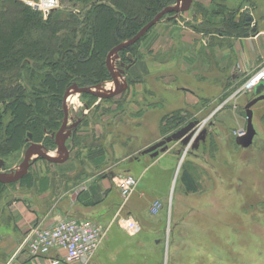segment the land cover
<instances>
[{
	"label": "rangeland",
	"instance_id": "1",
	"mask_svg": "<svg viewBox=\"0 0 264 264\" xmlns=\"http://www.w3.org/2000/svg\"><path fill=\"white\" fill-rule=\"evenodd\" d=\"M22 1L27 4L29 0ZM31 1L40 3V0ZM240 1L203 0L200 5L205 10L204 17L209 14L218 18L223 17L225 21L231 20L230 11L236 13ZM73 2L52 0L50 4L41 3L39 12L42 19L53 13L52 20L64 21L60 26L49 22L38 25L32 19L37 24L34 30L44 35L54 30L58 38L72 37L74 34L77 42L75 47L80 49L81 43L78 41L86 37L89 26L88 22L84 23V20L81 22L84 16L76 17L79 20L76 26L72 22H65L70 14H79L83 11L79 1L76 5ZM105 3L111 5L108 0H105ZM251 3L253 5L251 13L259 22L257 30L264 29V0H251ZM49 5L56 7L46 11ZM9 7L4 18H0V29L4 36H8L9 39L14 37L17 41L24 35L25 29L29 26L27 21L30 19L21 10ZM209 8H213L214 12L209 13ZM116 9L126 14L123 7ZM186 12L189 13L190 8ZM185 14L166 13L159 21L167 17L179 18L181 23L179 26L184 29L190 28L187 26L189 22L191 23L190 19L182 21L188 16ZM88 15L92 17L93 13L90 12ZM117 20L113 15L110 22ZM171 27L172 25L161 32L153 51L142 49L143 37L136 42L134 49L137 66L141 69L139 62H145L147 67H144L148 72L138 79L137 84L131 83L129 86L130 82L127 79L129 69L126 70L119 78L121 85L125 83L126 88L121 91L120 97H117L118 102L85 97L78 93L74 103L67 102L69 122L83 115V118L86 117L83 121L87 124L79 128L83 130L81 135L83 143L79 144L80 140L78 141V149L75 146L71 149L69 138L66 140V146L70 154L74 153L75 163L80 162L81 166L86 164L80 161L82 154L85 155L91 146L94 148L101 146L109 159L104 163L106 169L116 171L119 169L120 173L137 178V185L125 201L123 209L118 210L112 220L117 223L118 217H131L137 221L141 231L149 233L150 247L154 245L153 240L156 237L160 238V241L162 238L155 246L164 245L165 248L167 246L163 251V258L161 257L163 264H264V99L251 107L255 134L251 144L243 147L238 138L246 129L244 106L256 94L252 89H241L251 79L247 78L250 74L245 78H229L235 61L234 55L231 54L234 48L242 49L248 46L251 54L253 50H250L249 41L238 39L236 36H227L219 41L218 38L214 39L217 34L213 32L198 29L201 32L188 34L174 26ZM105 28L108 45L114 39V35L110 25L104 23L103 29ZM227 30L236 31L230 27H227ZM11 32L15 34L13 37L10 35ZM37 32L34 35L37 36ZM230 46L232 49L227 54V48ZM259 46L264 49V42L259 43ZM189 51L192 54L194 52L195 56L191 63L186 60ZM219 51L226 54V62L229 64L227 70L221 68V62H216ZM121 57L118 54L113 58L115 71L118 69V62L122 61L125 64L129 62H126L127 59L122 60ZM30 60L31 69L36 62ZM261 65L262 62L259 67ZM255 68L254 66L250 68L251 74ZM18 79L25 88V93L40 89L37 96L45 99L43 109H46L47 105L51 107L52 95L45 87H39L38 83L33 86L30 73L22 70ZM112 89L114 84L111 78L99 83V87L96 88L101 92ZM261 94H264V89ZM26 100L30 101L27 98ZM40 103L38 101L33 104L36 107ZM84 104L90 106L86 108ZM141 106H151L152 109L139 117L135 111ZM5 108V104L1 102L0 110ZM89 108L86 116L85 111ZM38 109L39 107H36V110ZM171 114L174 115V119L180 120L179 125L170 123ZM11 118L10 110L6 109L1 128ZM164 118L167 120L163 122ZM190 123H193V126L181 137L165 141L150 153L145 155L141 153L149 143L157 139L162 142ZM187 134H190V137L183 143L182 139ZM196 138L199 139L194 146ZM52 142L54 146L45 147L46 150L56 157L63 156L56 148L54 137ZM26 148L21 146L6 154L1 171L7 174L17 172ZM153 151L158 152L157 156L160 154L162 156V153L164 155L158 162L151 164L154 158L149 154ZM123 154L126 159L119 160ZM51 164L53 163L44 159H34L27 172L30 170L29 172L33 174V170L36 171L37 168L48 170L54 167ZM183 167H186L199 183L196 192L187 193L180 184L179 176ZM7 194V190L2 188L0 207L3 204L2 198ZM117 195L116 202L120 203L119 194ZM156 201L160 205L158 213L152 209V204ZM103 225L108 227L110 224ZM169 247L171 255L168 253ZM135 260L134 258V263ZM144 264L158 263L156 258L149 256L146 257Z\"/></svg>",
	"mask_w": 264,
	"mask_h": 264
},
{
	"label": "trees",
	"instance_id": "2",
	"mask_svg": "<svg viewBox=\"0 0 264 264\" xmlns=\"http://www.w3.org/2000/svg\"><path fill=\"white\" fill-rule=\"evenodd\" d=\"M70 1H74V5L79 1L83 11L79 12V14H70L69 18L65 19V22H72L73 25L76 26L79 24V20L76 17L84 16L81 22L84 20V23L88 22L87 24L89 26L86 37L78 41L81 43L80 49L75 47L77 46V42L75 41L74 34L72 37L64 36L58 38L54 30L47 32V35L34 30L37 24L42 25L46 24V22L60 26L64 19L59 20V22H56L55 19L52 20L53 13L46 19H42L39 10L33 9L22 0H0V18H4L8 6H10L17 10H21L23 13L27 14L30 19L27 21L29 26L25 29L24 35L19 37L17 41L13 37L15 35L14 32L10 33L13 38L9 39L8 36H4L5 34L0 29V103L3 102V104H5V110L9 109L12 116L10 121L1 128L5 110H0V159L3 161H5L4 156L10 153L11 150L21 148V146H23V148L27 147L30 142H41L44 148L48 146L53 147L54 144L51 134H53L55 130L57 131L63 118L62 97L65 90L72 84H76L79 87H93L110 79V74L105 64L107 52L115 45L130 39L158 12L175 3V0H108L111 2V5H107L105 0ZM193 6L194 9L200 12L204 17V8L197 2L193 3ZM120 7L125 9L126 14L124 12L120 13L119 9H116ZM90 12L93 13L92 17L88 15ZM208 12H214V9L209 8ZM230 14L231 20L225 21L223 17L218 18L208 14L203 18L202 23L222 25V36L238 37L243 35L244 29L242 27V21L236 20L235 12L231 11ZM113 15L116 16L118 20L110 22ZM32 19L35 20L37 24L33 22ZM104 23L110 25L111 32L114 35V39L110 41L108 45H106L105 37L107 29H103ZM227 27L235 29L236 31L228 32V30L226 31ZM54 28H56V26ZM204 31L219 35L218 30ZM36 32L38 33L37 36L34 35ZM102 34H104V36ZM217 38V36H214L215 40ZM154 39L155 36L149 37L148 43H151ZM223 39L224 37L219 41ZM136 42L119 51L118 54L122 56V60L127 59L126 55L128 53L131 54L133 59L136 57L134 49ZM146 46L148 47V45ZM30 59L36 62V64L32 65L33 67L31 69L29 68ZM128 61L127 59L126 62ZM137 65L138 63L132 65L129 70L130 75L127 79H129L128 82L130 83L131 77L139 79L147 74L144 62H139V65L142 67L141 69L138 68ZM22 70L30 73L33 86H36L38 83L39 87H45L52 95V100L50 102L51 107L47 105L46 109L42 108L45 99L38 98L37 92H39L40 89L38 90L36 88V92L25 93V88L18 82V76ZM33 82L36 83L34 84ZM81 95L85 97H95L87 93H82ZM26 98L30 101L28 102ZM110 100L116 103L113 98L104 99V101ZM38 101L41 103L39 106H36L39 107V109L36 110L33 103ZM87 106L89 107L90 105L87 104ZM173 119L174 115L171 116L170 123L174 125H179V123H181L179 119ZM83 120H86V117L81 118L79 125L73 130L71 138L69 139L72 145L71 149H73L74 146L78 149L79 140V144L83 143L81 139L83 130L79 129L82 125L87 124L86 121ZM166 120L167 119L164 118L163 122ZM28 133L31 134L29 141H27ZM85 156L89 159L88 161L95 166H99L105 161V151L101 146H96V148L91 146V148H88ZM41 159L40 157L36 158V160ZM73 168L74 167L71 166V169ZM33 181L32 174L28 171L18 183L22 186H31L34 183ZM179 182L187 193H193L199 189V183L186 167L182 168ZM3 186L4 184L0 182V193ZM47 187L48 177L46 176L43 177L40 182V189L45 190ZM91 192L93 193L92 195L85 193L82 198V201H86V204L91 203L88 202V197L97 198V190L92 188ZM95 203L96 202H93L91 205Z\"/></svg>",
	"mask_w": 264,
	"mask_h": 264
},
{
	"label": "crops",
	"instance_id": "3",
	"mask_svg": "<svg viewBox=\"0 0 264 264\" xmlns=\"http://www.w3.org/2000/svg\"><path fill=\"white\" fill-rule=\"evenodd\" d=\"M195 2L200 4L203 3V0H192L190 12H185V15L188 16L182 20L190 19L191 23L189 22L187 24L190 28L186 27L184 29L179 26L181 25L179 18H165V20L157 22L144 35L142 38V49L153 51L152 49L156 47L161 32L171 25L172 27L174 26L180 29L182 32L196 34L199 30L194 26L198 20L192 15L195 12L193 10V3ZM257 23L259 24L258 21ZM150 35L155 36V39L151 43H148V39L151 37ZM216 36L220 39L226 37L221 35ZM238 39L249 41L250 50H253V54L249 52L248 46L242 49L234 48L231 54L234 55L235 61L229 76L232 79L245 78L251 74L250 68L252 66L257 68L264 59V49L262 46H259V43L264 42V29L259 28L254 34L239 36ZM252 47L254 48L252 49ZM231 49V46L227 48V54L230 53ZM217 55L216 62H221V68L227 70L229 64L226 62V54L219 51ZM194 58V52L192 54L189 51L186 60L191 63ZM136 62L137 57H135L132 65L136 64ZM144 66L147 67L145 62ZM145 70L148 72L147 68ZM234 70L238 74L236 72L234 73ZM131 83L134 85L137 84L138 79L131 77ZM131 83H129V86ZM120 95L121 92L112 97L115 102L119 101L117 97H120ZM151 109V106H141L135 112L139 114V117H142ZM89 111L90 108L85 111L86 116ZM158 140L149 143L142 149L141 153L147 147L158 142ZM154 152L156 151L149 154L150 157L154 158L150 162L151 164L158 162L164 155V153H162V156H160L161 154L158 156L157 154L153 155ZM73 154L69 153L68 159L61 163L51 164L54 167L48 170L44 168L42 170L39 168L36 171L33 170L32 177L34 183L31 186L19 185L17 181L6 183L2 187L7 190L8 194L2 198L3 204L0 207V264H4L13 254H16V264H66L63 260V252L61 250H50L48 253L35 258L29 256L25 249L17 252L19 245L30 228L37 224L44 227L50 226L53 223V219L62 216L90 217L102 225L110 224L108 225L110 231L108 230L107 236L93 258L97 264H144L146 257L149 256L156 258L158 264H163L161 257L163 258V251H165L167 246L165 245L166 248L164 245L155 246L158 242L162 241V238L160 241V238L156 237L153 240L154 245L150 247V243L148 244L150 241L149 233L141 231V227L137 221L139 229L135 233L124 230L113 221L115 214L120 208V203L116 202L118 192L113 183V178L122 174L120 170H108L104 167V163L109 160L106 155L103 164L95 166L82 154L80 161H84L86 164L81 166L80 162L75 163V156ZM142 154L145 155L146 153ZM118 159L124 161L126 157L123 154ZM71 166L74 168L71 169ZM81 167L83 168L81 169ZM46 176L48 177V187L45 190H41L40 182ZM92 188L97 190L98 195L97 198L95 197L97 200L88 197L87 200L91 203L86 204V201H82V198L85 193L92 195ZM93 202L96 203L91 205ZM123 207L124 205L120 209L122 210ZM168 253L171 255V247L168 248ZM134 258L136 259L135 263Z\"/></svg>",
	"mask_w": 264,
	"mask_h": 264
},
{
	"label": "water",
	"instance_id": "4",
	"mask_svg": "<svg viewBox=\"0 0 264 264\" xmlns=\"http://www.w3.org/2000/svg\"><path fill=\"white\" fill-rule=\"evenodd\" d=\"M190 6H191V0H175V5L167 6L166 8H164L163 10L158 12L150 21H148L146 24H144L130 39L115 45L114 47H112L107 52L106 58H105V64H106V68L110 74L111 81L114 84L113 90L102 93L100 91L95 90L96 88L99 87V85H97L93 88V87H79L76 84H72L71 86H69L65 90L63 97H62L63 119H62V122H61L59 129L54 134V140H55V143L57 146L56 148L60 153H63V156L56 157V156L50 154L49 152H47V150L42 145L31 142L27 146V148L25 149L24 157L20 163L19 170L17 172L12 173V174H7L5 172L0 171V182L1 183H12V182L19 181L27 173L29 165L37 157H40V158L47 160L49 162H52V163H61L65 160H67V158L69 156V152H68V149L65 145V142H66L67 138L71 135L73 129L78 125V121H79V120H76L75 122L69 123L68 109H67V98L69 97V95H71L73 93H78V94L87 93V94H91V95L97 97L98 99H107V98L113 97L114 95H117L118 93H120L124 88H126V84L123 83L121 85L119 83V78L121 76H123L125 71L130 68V66L132 65V62H133V58H132L131 54L128 53L127 58L131 62H129L128 64H124L123 62H120L119 68L116 72L114 71V69L112 67L113 58L118 55L119 51H121L122 49H124V48L134 44L136 41H138L144 34L147 33V31L151 27H153L158 22V20L161 18V16H163L166 13H170V12L179 13V12L187 11V10H189ZM34 8L37 9V6H35ZM239 13H243L244 15H246V21H247L249 27L251 26V30L254 31L256 28H255L254 18L251 14V11H250L249 0H244L242 2ZM193 16H194V14H193ZM199 28L203 29V30H209V29L222 30V27L219 25H204V26H199ZM248 34H249V32H246L244 35L247 36ZM263 88H264V82H260L259 84H257L254 88V94H256V96L254 98H252L250 101H248L244 106L245 117H246V129H245V131H242L241 135L238 138L243 147H247L248 145L251 144L253 136L255 134V130H254L253 124H252V109H251V107H252V105H254L259 100L264 99V94H261V91L263 90ZM192 126H193V123L188 124L186 127L181 129L176 134H173L170 137H166V139L164 141H162V142L158 141L154 145L144 149L142 153H150V151H152L155 148H157L158 146L162 145L165 141L169 142V141H171V139H174V138L176 139L178 137H181ZM30 137H31V134L28 133L27 134V141L30 140ZM189 137H190V134H187L184 137V139H182V142L186 143L188 141ZM59 138H60V140H59ZM198 139L199 138L195 139L194 146L196 145ZM157 153L158 152H154L153 155H156ZM2 166H3V161L0 159V169Z\"/></svg>",
	"mask_w": 264,
	"mask_h": 264
},
{
	"label": "built area",
	"instance_id": "5",
	"mask_svg": "<svg viewBox=\"0 0 264 264\" xmlns=\"http://www.w3.org/2000/svg\"><path fill=\"white\" fill-rule=\"evenodd\" d=\"M51 2L52 0H40L38 5L40 7L41 3L50 4ZM26 3L30 6L35 4L31 0ZM51 7L49 5L47 9ZM262 78H264V63L241 89H252L255 83ZM137 182V178L130 174H120L113 178V183L121 200L120 208L133 192ZM152 209L155 213L160 209L157 201L152 204ZM117 223L129 232L135 233L139 229L137 222L131 217H118ZM108 230V227L88 217L62 216L53 219L50 226L44 227L37 224L30 228L17 252L25 249L29 256L35 258L48 253L50 250H61L66 264H97L93 258L107 236ZM15 257L16 254H13L4 264H16Z\"/></svg>",
	"mask_w": 264,
	"mask_h": 264
},
{
	"label": "flooded vegetation",
	"instance_id": "6",
	"mask_svg": "<svg viewBox=\"0 0 264 264\" xmlns=\"http://www.w3.org/2000/svg\"><path fill=\"white\" fill-rule=\"evenodd\" d=\"M244 0H241L240 1V6L237 8V12L235 13V16H236V20H239V21H242V27H243V29H244V32H243V35H241V36H244V34L246 33V32H249V34H254L256 31H257V25H258V23H257V21L255 20V18H254V22H255V30L254 31H250L251 30V27H249V25H248V23H247V21H246V15H244L243 13H239L240 12V7H241V4H242V2H243ZM249 2H250V11H251V7L253 6L252 5V3H251V0H249ZM193 10L195 11L193 14H194V18L196 17V16H199L200 17V20L199 19H196V20H198L197 21V24L199 25V26H204V25H219V26H221L222 27V29H223V26L222 25H220V24H203L202 22H203V16H202V14L200 13V12H198V11H196L195 9H194V6H193ZM231 12V11H230ZM192 14V15H193ZM239 14V15H238ZM252 14V13H251ZM253 16V15H252ZM202 18V19H201ZM214 30H216V29H214ZM239 37V36H238ZM264 63V60L262 61V64Z\"/></svg>",
	"mask_w": 264,
	"mask_h": 264
},
{
	"label": "bare ground",
	"instance_id": "7",
	"mask_svg": "<svg viewBox=\"0 0 264 264\" xmlns=\"http://www.w3.org/2000/svg\"><path fill=\"white\" fill-rule=\"evenodd\" d=\"M75 101H76V93L69 95V97L67 98L68 103H74ZM175 181L176 179L174 180V185H175Z\"/></svg>",
	"mask_w": 264,
	"mask_h": 264
}]
</instances>
